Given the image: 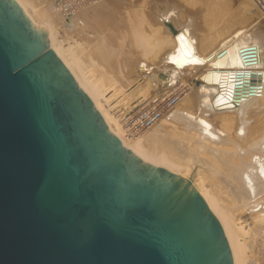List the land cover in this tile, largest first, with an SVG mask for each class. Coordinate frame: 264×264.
<instances>
[{
	"label": "water",
	"instance_id": "1",
	"mask_svg": "<svg viewBox=\"0 0 264 264\" xmlns=\"http://www.w3.org/2000/svg\"><path fill=\"white\" fill-rule=\"evenodd\" d=\"M0 264H233L202 197L109 131L13 0H0Z\"/></svg>",
	"mask_w": 264,
	"mask_h": 264
},
{
	"label": "bare ground",
	"instance_id": "2",
	"mask_svg": "<svg viewBox=\"0 0 264 264\" xmlns=\"http://www.w3.org/2000/svg\"><path fill=\"white\" fill-rule=\"evenodd\" d=\"M13 1L32 26L45 25L49 49L109 131L142 162L180 177L202 197L219 221L232 263L264 264V74L251 94H235L228 82L234 73L204 71L206 66L194 64L202 58L205 65L214 64L234 50L231 0H176L183 9L182 24L190 25L187 31L174 25L173 10L157 17L149 0L135 4V10V0H123L130 1L121 10L127 22L108 20L94 36L86 35L79 16H106L121 0H51L40 9L36 0ZM240 7L239 21L253 20L247 31L258 24L256 31L264 30L258 0H242ZM179 73L191 81L206 75L205 85L222 79L228 104L218 105L223 98L216 88L199 89ZM167 94L170 98L153 108ZM168 98L178 102L162 113L159 106ZM143 116L150 125L139 132Z\"/></svg>",
	"mask_w": 264,
	"mask_h": 264
},
{
	"label": "rangeland",
	"instance_id": "3",
	"mask_svg": "<svg viewBox=\"0 0 264 264\" xmlns=\"http://www.w3.org/2000/svg\"><path fill=\"white\" fill-rule=\"evenodd\" d=\"M49 1H51V0H36V3L39 5L38 6V9H40L42 7H47ZM53 1H57V0H53ZM141 1L142 0H135L134 1V3H133V10L136 9L135 7H138L139 5L142 4L143 1L142 2ZM149 1H150V3H152L156 7V13H158L157 14V17H160L159 15L162 14V13H166L169 10H173L175 12V14L173 16V18L175 19L174 25L177 27V29L178 30H180V29L182 30L183 29L185 31H187V30L190 29V25L184 26V24H182L183 9L179 5V3H177L176 0H149ZM238 1H240V2H238ZM129 2L130 1H123V0L117 1V3H116V9H114V11H111L108 15L103 16V17L94 16L93 18H87L86 19L84 16L80 15L79 16V19L84 22V27H85L83 29V31L86 33V35L94 36L95 34H97V31H98V28L97 27H98V25L99 24H104L108 20H111V21H114V22L117 21V20H119L122 23H126L127 20L125 18V14L122 13L121 10H123L126 7V5H123V4L124 3L127 4ZM231 2H232L231 4L229 2V4H230L229 5L230 12L233 10L232 11V14L234 16L236 14V17H235V20H234V22L236 24H235L234 28H232L233 34L234 35L237 34V36H236V38L234 40V43L236 44L234 50H232L229 54H227V55H225L223 57L218 56L216 58V60H215L216 63H214V64L205 65L204 64V58H202L200 60H197V62L195 61L194 64H195L196 67H199V66L205 67L206 66L205 67L206 70H204V71H210V70H212V71L213 70H218V71L219 70H227L228 72L234 73L233 76H231L229 78V80H228V82L231 85H233L232 90H230L231 93L237 94V93H241V92L247 91L248 94H251L257 87H259V85H260L259 84V82H260L259 79H261V75L264 74V68H263L264 67L263 66L264 65L263 64L264 63V61H263L264 60V57H263L264 56V46H263L264 44L263 45L261 44V43H264V34H263L264 33V30L261 29L259 31H256V28H258V26H260L258 24V26L257 25L256 26L255 25L254 26L251 25L252 26V29H251V27H249L248 29H249V31H250V29L252 31H250V32L247 31V29H246L247 27L246 26L249 23H251L253 20L251 22L249 21L248 23L247 22L241 23L239 21L240 20L239 19V17H240V15H239L240 14L239 13V9L241 10V7L240 6L242 4V0H231ZM236 2H238V3H236ZM135 4H138V5L135 6ZM258 7H259L260 10L263 9L262 10V13L264 14V0H260V1L258 0ZM70 8H72V7H70ZM231 8H232V10H231ZM255 18H256V16H255ZM262 20H264V19H262ZM262 20H261V23L264 24V21L262 22ZM74 24H77V20L74 21ZM191 31H190V33L194 34L193 32H195V30H191ZM243 32H244V36L242 37ZM254 32H257V33H255L256 35L254 34ZM259 47H260V49H259ZM261 51H263V52H261ZM215 52H216V50L213 51V53H215ZM259 52L262 53V56H261V54ZM259 55L261 56V59H260V56ZM259 61H260V63H259ZM214 65H216V66H214ZM217 65H219V66H217ZM259 65L262 66V69L263 70L261 69V67ZM258 67H259L260 70L257 69ZM195 70H194V72H195ZM197 70L198 71H196V73L197 72L200 73L199 69H197ZM260 71H263V72H260ZM199 73H198V75H199ZM169 75H172V73L169 72ZM198 75L196 74L195 77L198 76ZM176 76L181 77L182 78V81L186 82L187 84H191V83L194 82L195 86L197 88H199V89H203L206 86L207 87L209 86V87L216 88L217 93H219V95H220V98L221 97L223 98V99L221 98L222 100L219 101L218 105H220V106L223 107V106H225V104H228V100L230 98L229 97L228 98L226 97L227 96V93L226 92H228L229 90H227V88L223 87L224 85L222 84V81H223L222 79H220V80L213 79L212 81H210V84L212 83L211 85L210 84H206L205 85L203 83L204 82H207V77L208 76H206V75L198 76L197 78L200 79V81L197 78L196 79L193 78L192 81H191V80H189V77H185V76H183L180 73L177 74ZM211 76H213V75H211ZM236 76H237V78H236ZM254 78L255 79L257 78V79L255 80ZM263 78H264V76L262 75V79ZM258 80H259V82H258ZM255 81H257V82H255ZM180 85H182V84H180ZM180 85H178V86H180ZM188 92H190V91L188 90L181 97L183 98ZM170 95H171V93H170ZM167 96L169 97V94H167L165 97H163L160 100H158V102L155 103V105L153 106V108H155V106H157L159 102H161L162 100H165V98ZM169 98L166 99V101L167 100L168 101L164 105L159 106L162 109V113H165V112L169 111L178 102V101H175V103H169ZM159 107H157V109ZM148 112L149 111H147L145 114H147ZM153 113H154V111L151 112V114H153ZM140 119H141L140 121H142V125L140 127H139V125L136 126V128L139 129V132L141 130H143V129L148 128V125H150L149 121L146 122L147 121L146 117L143 116V118H140ZM139 132H138V130H135L132 134L136 135Z\"/></svg>",
	"mask_w": 264,
	"mask_h": 264
}]
</instances>
